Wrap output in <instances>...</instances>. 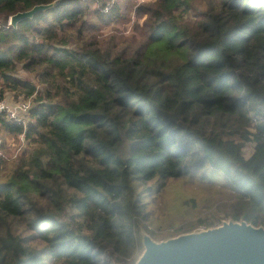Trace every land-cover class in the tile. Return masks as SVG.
<instances>
[{"label":"trees","instance_id":"16d2710c","mask_svg":"<svg viewBox=\"0 0 264 264\" xmlns=\"http://www.w3.org/2000/svg\"><path fill=\"white\" fill-rule=\"evenodd\" d=\"M52 1L0 0V99L35 103L25 126L0 113L24 135L0 181V264H128L168 183L214 171L223 218L264 226V0H60L7 25ZM129 11L132 34L96 32Z\"/></svg>","mask_w":264,"mask_h":264},{"label":"water","instance_id":"95a60500","mask_svg":"<svg viewBox=\"0 0 264 264\" xmlns=\"http://www.w3.org/2000/svg\"><path fill=\"white\" fill-rule=\"evenodd\" d=\"M60 0L36 4L9 16V25L31 18ZM142 250L133 264H264V226L253 225L243 216L222 219L206 228L196 227L164 239H155L138 227ZM112 264H124L113 260Z\"/></svg>","mask_w":264,"mask_h":264},{"label":"rangeland","instance_id":"374dc122","mask_svg":"<svg viewBox=\"0 0 264 264\" xmlns=\"http://www.w3.org/2000/svg\"><path fill=\"white\" fill-rule=\"evenodd\" d=\"M144 0H140L142 2ZM96 5L91 3L90 9H93ZM132 6V5H131ZM129 8V7H128ZM131 9V8H130ZM132 10H134L132 8ZM130 12V20L128 22L116 23L115 25H108L96 32L109 33L113 29H119L124 34H132L137 26L141 24L143 18L138 17L135 12ZM88 18H91L88 16ZM92 20H94L92 18ZM9 17L7 18V24ZM101 27V26H99ZM18 74L22 77H28L31 80H35L33 75L26 74L24 71H18ZM10 94V93H9ZM7 99H13L11 95L7 96ZM30 106H33V98L29 97ZM19 137V135L17 136ZM9 136L0 129V144L5 142L3 147L0 148V153L3 157L9 158V166L7 168L2 167L0 164V181H3L10 174L15 164L11 163L16 159L18 154L23 151L24 141L20 138ZM26 145V143H25ZM250 146L244 150V156L248 157L250 154ZM215 174L211 176L212 180L205 179L203 181L195 180L191 183L184 182L183 179L171 180L166 188L156 197L155 206L151 214L154 216L149 222L152 226L149 229L153 232V238L159 240L170 236L176 235L175 229L183 226L189 227L201 222L200 225H206L210 222L218 224L224 217V211L222 204L225 201H229L231 194L228 187L224 185V180L221 174L214 171ZM192 199V202L183 203ZM164 224L165 228H155L154 225ZM199 225V226H200ZM141 226V225H140ZM171 226V227H168ZM198 227V226H197ZM154 230H165L156 233ZM178 234V233H177ZM138 254H133V258L136 259Z\"/></svg>","mask_w":264,"mask_h":264},{"label":"built area","instance_id":"2783aa9c","mask_svg":"<svg viewBox=\"0 0 264 264\" xmlns=\"http://www.w3.org/2000/svg\"><path fill=\"white\" fill-rule=\"evenodd\" d=\"M108 4H106L103 8L104 12L108 11ZM9 25V23L7 24ZM30 108V102L29 100H22L19 102L14 101L13 99L6 100L5 98L0 99V113L4 114V117L7 121L21 124L25 126L26 124V114ZM22 141H24V135L20 134L19 137ZM2 143V142H1ZM2 154V153H0ZM200 228H206V225H200L198 226ZM156 233H159L161 231L165 230H154ZM101 261L106 264H112L113 260L117 261V258L115 255L110 256L109 254H102L100 257ZM133 256H129L125 258V262L128 264H133L134 262ZM125 264V263H124Z\"/></svg>","mask_w":264,"mask_h":264},{"label":"crops","instance_id":"0c3cea01","mask_svg":"<svg viewBox=\"0 0 264 264\" xmlns=\"http://www.w3.org/2000/svg\"><path fill=\"white\" fill-rule=\"evenodd\" d=\"M8 135V134H7Z\"/></svg>","mask_w":264,"mask_h":264}]
</instances>
